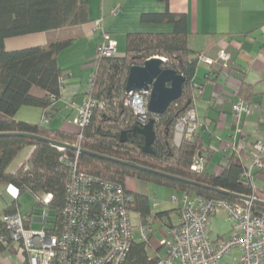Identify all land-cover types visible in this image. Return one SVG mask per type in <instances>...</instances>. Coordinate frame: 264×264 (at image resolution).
<instances>
[{
  "label": "trees",
  "instance_id": "trees-1",
  "mask_svg": "<svg viewBox=\"0 0 264 264\" xmlns=\"http://www.w3.org/2000/svg\"><path fill=\"white\" fill-rule=\"evenodd\" d=\"M148 15H152L154 20L172 23L173 30L129 33L124 55L116 54L98 59V65L93 71L95 76L92 96L102 104L94 108L87 126L69 132L50 127L49 120L65 84L61 83L60 77H66L58 66L57 57L69 45L70 40H55L44 45L15 50H7L4 42L8 37L82 24L89 20L87 1L0 0V132H26L70 145L78 140L80 143V152L76 154V149H60L44 140L19 135H0V187L12 185L18 193L27 190L42 205L43 197L50 194L49 202L44 204L48 215L51 210L54 213L51 214L54 225L51 229H46L49 232H57L60 228L65 202L68 170L66 163L61 160L63 154L69 158L77 155L80 170L120 183L129 196L130 210L135 207L143 221L151 215L147 196L127 191L124 185L126 177L133 176L150 184L171 187L177 192L188 191L204 197L240 203L243 201L213 189L138 169L119 161L133 162L145 168L264 201V189L257 187L252 178L243 176L248 167L242 162L230 158L217 174L204 168L200 171L192 169L196 155L206 158L196 130L191 139L183 141L179 146L172 144L177 119L193 107L195 95L192 78L197 67V58L193 56L194 53L188 45L185 14L171 13L167 8L163 13ZM156 55L165 57L163 67L175 69L185 77L184 92L163 113H150L151 117L154 115L152 118L155 138L151 145L153 153H145L142 150L144 136L133 132L138 123L134 121L131 109L124 104L125 82L132 65H141L146 59ZM33 88L41 89L44 94H33ZM22 106L41 108L40 121L15 119L16 112ZM43 118H47L46 123L42 121ZM123 132L126 133L125 141L121 140ZM25 146L32 147L29 155L15 170H9L10 164ZM85 151L108 158L94 156ZM262 161L264 162V156ZM262 171L264 169L258 168L256 174L260 175ZM15 204L14 200L0 212V235L7 234L3 216L16 211ZM252 209L255 212H264V205L253 203ZM164 213L156 212L153 216ZM24 221L27 226L25 218ZM4 251L16 257L17 249L14 245L0 241V253ZM154 260L146 255L145 241H133L123 264H149Z\"/></svg>",
  "mask_w": 264,
  "mask_h": 264
},
{
  "label": "crops",
  "instance_id": "crops-1",
  "mask_svg": "<svg viewBox=\"0 0 264 264\" xmlns=\"http://www.w3.org/2000/svg\"><path fill=\"white\" fill-rule=\"evenodd\" d=\"M86 1L88 21L79 25L8 37L4 42L7 50H15L44 45L55 40H70L69 45L57 57L58 66L66 74V82L52 109L50 127L75 131L70 126L68 128L65 122L60 124L59 121L65 114L70 115L72 121L76 108L84 99L89 77L96 68V50L102 41V30L97 24L98 21H103L105 30L116 41L117 55L122 56L126 52L129 33L173 30L172 23L160 22L148 15L163 13L168 8L171 13L186 15L188 45L194 53L193 56L203 53L217 59L221 52L230 56L226 66L217 60L211 65L198 63L192 78L195 95L192 108L195 109L198 123L196 134L202 153L206 155V158L201 156L203 168L217 174L230 158L251 167L252 159L256 155L254 143L258 140L264 143V0H168L167 3L162 0ZM113 8H117V13H112ZM32 93L38 96L44 94L38 88H33ZM239 100L249 107V112L238 118L232 110V104ZM22 108L24 107L19 108L14 118L33 122L26 118L31 109H25L18 116ZM36 108L39 109L41 119L42 109ZM233 143L236 146L235 153L229 146ZM31 148L25 146L20 151L23 154H20L18 160L12 161L9 170H15L27 158ZM262 155L264 156V152ZM257 171V167L252 168L257 176L263 172L258 175ZM136 179L138 180L133 176L126 177L125 189L147 196L151 215L143 221L135 207L131 208L134 242L143 241L140 239L139 228L143 224L147 226L149 239L145 242V252L148 258L156 260L165 253L160 241L167 236L169 228L179 221L181 202L174 203L171 196L176 193L180 197L182 192L155 184L149 187L144 180H141L144 187L141 189ZM257 187L264 189L263 186ZM0 188V196L8 201L3 208L15 200L28 227H53L51 215L50 219L47 218L48 214L43 219V215L37 214L33 207L24 213L21 211L18 200L21 192L17 193L14 186ZM167 193L171 196L166 199ZM37 204L44 207V204ZM2 210L0 208V212ZM156 212L165 213L153 216ZM231 226L226 213L219 209L210 217L208 235L212 241L219 242L228 237ZM239 255V248L234 247L223 257L221 264H235ZM13 257L6 251L1 252L0 264H20L14 263Z\"/></svg>",
  "mask_w": 264,
  "mask_h": 264
},
{
  "label": "built area",
  "instance_id": "built-area-1",
  "mask_svg": "<svg viewBox=\"0 0 264 264\" xmlns=\"http://www.w3.org/2000/svg\"><path fill=\"white\" fill-rule=\"evenodd\" d=\"M112 13H117V8H113ZM97 24L102 30V41L96 50V67L98 59L117 54L116 41L105 30L103 21L100 19ZM160 57L165 61V57ZM196 58L197 64L211 65L217 60L226 66L230 61V56L223 52L219 53L217 59L203 53L197 54ZM94 76L92 73L89 77L84 99L72 119L78 129L89 124L94 108L102 104L92 96ZM60 81L64 84L66 77H60ZM149 96L150 89L126 92L124 104L131 109L138 126L145 125L154 116H150L152 112L147 108ZM232 110L239 118L241 114L249 112V107L239 100L232 104ZM42 121L46 123L47 118ZM197 127L195 109L190 108L177 119L172 144L179 146L191 139ZM74 146L78 154L79 140ZM229 146L235 153V144ZM253 149L256 155L251 167L243 174L250 179L253 167L264 169V143L256 141ZM61 160L67 165L68 176L58 231L26 226L15 204L16 211L3 216L7 234L0 235V241L14 245L20 264H123L134 241L129 196L124 187L118 182L80 170L77 155L69 158L63 154ZM202 168V158L196 155L192 169L200 171ZM50 198V194L44 196L43 204L46 205ZM171 200L181 202L179 221L169 228L167 236L160 241L165 253L149 264H221L223 257L234 247L240 250L235 264H264V212H255L251 201L240 203L188 191H182L180 197L173 194ZM219 209L226 213L232 226L227 238L214 242L208 235V225L211 215ZM46 215L47 209L43 219ZM139 229L140 239L148 241L147 226L143 224Z\"/></svg>",
  "mask_w": 264,
  "mask_h": 264
},
{
  "label": "water",
  "instance_id": "water-1",
  "mask_svg": "<svg viewBox=\"0 0 264 264\" xmlns=\"http://www.w3.org/2000/svg\"><path fill=\"white\" fill-rule=\"evenodd\" d=\"M163 59L160 56H152L144 61L141 65H132L129 68L126 82H125V91H140V90H148L150 89V96L147 104V108L152 113H163L168 106L179 97L183 95L184 92V83L185 77L178 73L175 69L165 68L162 66ZM154 119L150 118L149 121L143 126H136L133 129V132H139L144 136V145L142 150L145 153H153L152 151V143L155 138V132L153 129ZM0 135H19L24 137L35 138L39 140L47 141L57 147L76 149L74 145H70L68 143H64L62 141L45 138L33 133L26 132H0ZM121 140H126V133L123 132L121 135ZM91 155L98 156L101 158H108L104 155L94 153L91 151H85ZM115 161H119L116 159H112ZM128 166H132L138 169H144L151 172H155L161 175H165L171 177L176 180H181L183 182L193 184L199 187H206L209 189L216 190L221 193H225L235 199H239L241 201H251L255 204L264 205V201L255 199L254 197L228 192L222 189L213 188L202 183H198L189 179L177 177L174 175H169L166 173H162L153 169L142 167L133 162L119 161Z\"/></svg>",
  "mask_w": 264,
  "mask_h": 264
},
{
  "label": "rangeland",
  "instance_id": "rangeland-1",
  "mask_svg": "<svg viewBox=\"0 0 264 264\" xmlns=\"http://www.w3.org/2000/svg\"><path fill=\"white\" fill-rule=\"evenodd\" d=\"M24 108H22V110H20V112H19V114H18V116L20 117L21 116V114H22V112L25 110V109H31V110H29V112L30 113H28L27 115H26V118H28L30 121H33V122H39L40 121V113L38 112L39 111V109L38 108H36V107H32V106H23ZM70 115H68V114H65L63 117H62V119H61V121H59L60 122V124H62V123H66V126L69 128V126L72 128V130H75V131H77L78 130V128L72 123V121H71V118L69 117ZM70 119V120H69ZM70 122V123H69ZM60 126V125H59ZM21 152L19 153V155L17 156V158L15 159V161L16 160H18L20 157H21V155L23 154H21ZM20 156V157H19ZM136 181L139 183V188H144L143 186H142V183L143 182H141V180H137L136 179ZM253 183L255 184V185H257V186H263L264 187V172H262L261 173V175L260 176H257V175H253ZM147 186H149V187H151L152 185L151 184H146ZM1 191H2V189L0 188V193H1ZM168 194V193H167ZM6 195L8 196V198H9V195L6 193ZM170 196L171 195H167L165 198L167 199V198H170ZM12 198V197H11ZM10 199V198H9ZM19 204H20V209H21V211L24 213V212H26V211H28L29 209H31L32 207H33V209L35 210V212L37 213V214H44V212H45V207H42V206H40V205H38L37 203V199H36V197L33 195V194H31L29 191H27V190H25V191H23V192H21L20 193V196H19ZM152 200V202H153V200H154V198H152L151 199ZM5 202H8L5 198H4V196L2 197V196H0V208H2L3 209V206L5 205ZM51 214H54L53 213V211L51 210L50 211V214L49 215H51ZM49 215H47V218L48 219H50L49 218ZM14 258V263L15 262H17V263H20V258L19 257H13Z\"/></svg>",
  "mask_w": 264,
  "mask_h": 264
}]
</instances>
